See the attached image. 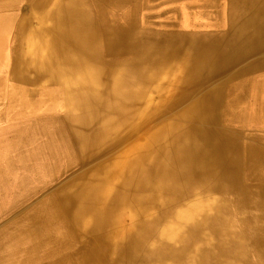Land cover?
Here are the masks:
<instances>
[{
  "label": "bare ground",
  "instance_id": "6f19581e",
  "mask_svg": "<svg viewBox=\"0 0 264 264\" xmlns=\"http://www.w3.org/2000/svg\"><path fill=\"white\" fill-rule=\"evenodd\" d=\"M6 33L0 264H264V0H0Z\"/></svg>",
  "mask_w": 264,
  "mask_h": 264
},
{
  "label": "rangeland",
  "instance_id": "374dc122",
  "mask_svg": "<svg viewBox=\"0 0 264 264\" xmlns=\"http://www.w3.org/2000/svg\"><path fill=\"white\" fill-rule=\"evenodd\" d=\"M26 5V4H25ZM160 10H163V9H160ZM183 13V12H182ZM222 15H223V13H222ZM222 20V19H221ZM1 35H4L3 36V38H2V40H0V46H2V48L4 49V48H7V50H10V41H11V39H10V37H11V35L10 34H8V33H6V34H1ZM6 41H8V42H6ZM2 43V44H1ZM8 58H9V56H8ZM8 58H7V61H8ZM5 59V58H4ZM251 98L249 99V102L251 103ZM260 127L263 129V127H264V123L263 124H260ZM18 189H15V191H17ZM19 192H20V190H19ZM21 192H23V190H21ZM21 192H20V194H21ZM16 193H18V192H14L13 194H16ZM19 194V193H18Z\"/></svg>",
  "mask_w": 264,
  "mask_h": 264
}]
</instances>
